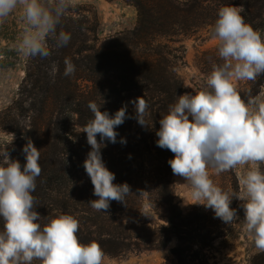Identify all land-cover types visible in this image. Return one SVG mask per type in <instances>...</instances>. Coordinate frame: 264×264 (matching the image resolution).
<instances>
[{
  "label": "trees",
  "instance_id": "obj_1",
  "mask_svg": "<svg viewBox=\"0 0 264 264\" xmlns=\"http://www.w3.org/2000/svg\"><path fill=\"white\" fill-rule=\"evenodd\" d=\"M123 1L137 11V25L131 31L103 42L99 38L100 18L93 6L71 7L57 32L70 34L66 46L56 48L51 38L48 58H29L25 78L18 98L0 114L1 132L15 137L5 144L9 159L25 163L23 146L31 140L40 151L41 174L32 193L34 211L44 226L51 219L67 214L79 221L78 238L82 244L96 242L104 256L120 258L128 252L162 249L175 239L170 250L179 264H186L189 246H205L216 240L205 228L204 216L199 210L184 215L173 202L168 161L173 153L157 146L159 120L184 92L180 82L162 67L155 41L162 36H195L218 18V10L239 2L244 7L245 23L254 30L261 27L264 0H106ZM212 2L213 7L205 6ZM142 45V55L138 48ZM75 65V72L64 76L65 59ZM53 63L58 67L50 75ZM79 82L85 83L82 88ZM264 74L258 76L249 90L238 92L248 104L260 93ZM88 89L86 92L84 89ZM143 97L148 104L145 120L148 126L140 132L131 131L137 123L134 101ZM89 102H95L100 111L114 115L122 106L127 107L126 118L115 131L117 142L103 141L104 147L115 149L103 152L105 167L115 175V184L126 183L139 187L142 192L130 190L125 203L110 201L107 212L96 211L89 201L96 200L93 185L83 162L91 150L82 128L92 119ZM55 109L56 118L46 122L48 107ZM31 123L26 124L27 118ZM124 138L126 143H121ZM97 141L100 137L97 135ZM4 149L0 146V152ZM74 158V159H73ZM152 162L156 165L152 166ZM2 163V158H0ZM142 170V182L132 180L134 168ZM137 177V176H135ZM70 189V190H69ZM149 211L144 212V204ZM151 212L153 214H151ZM156 216V220L154 216ZM126 218V220L124 219ZM162 221L163 224H159ZM3 219L0 218V230ZM32 264H40L34 260ZM250 264H264V252L255 255Z\"/></svg>",
  "mask_w": 264,
  "mask_h": 264
},
{
  "label": "clouds",
  "instance_id": "obj_2",
  "mask_svg": "<svg viewBox=\"0 0 264 264\" xmlns=\"http://www.w3.org/2000/svg\"><path fill=\"white\" fill-rule=\"evenodd\" d=\"M74 6L75 0H0V25L19 12L22 33L17 51L26 58H48L52 54L49 38L56 48L69 42L70 34L57 32V26ZM242 10V6L218 10L212 34L222 63L213 67L203 90L183 94L169 107L159 120L156 144L174 154L168 164L174 175L186 181L188 204L203 205L215 218L230 224L237 219L236 210L230 207L233 197L243 201L244 229L256 249L264 252V172L259 167L264 164V101L246 104L235 87L238 81L255 80L264 74V39L245 23ZM64 63L63 75H72L75 65L67 58ZM57 71L53 63L50 75L54 77ZM131 103L137 123L148 126L147 101L137 97ZM100 107L95 102L88 104L93 117L81 131L86 133L91 150L83 167L97 197L89 201L90 206L106 213L110 201L125 203L131 192L126 183H113L115 175L105 167L100 150L105 140L117 142L115 129L129 117L126 106L112 116ZM120 142L126 143L124 138ZM22 151L23 166L9 159L5 149L0 152V264H32L34 260L40 264H103L104 253L98 243L80 242L79 221L73 216L63 214L44 226L39 223L42 218L33 210L36 201L32 193L42 171L40 151L31 140ZM245 165L249 167L239 177V194L230 195L211 179Z\"/></svg>",
  "mask_w": 264,
  "mask_h": 264
},
{
  "label": "rangeland",
  "instance_id": "obj_3",
  "mask_svg": "<svg viewBox=\"0 0 264 264\" xmlns=\"http://www.w3.org/2000/svg\"><path fill=\"white\" fill-rule=\"evenodd\" d=\"M75 5L93 6L96 8L100 18L99 38L103 42L112 40L122 34L134 29L137 25V11L134 7L127 5L123 1L108 2L106 0H75ZM205 6L213 7V3L208 1ZM238 9L242 6L239 2L231 5ZM244 9V7L242 6ZM243 10L241 11L242 14ZM215 21L202 28L195 36H162L155 41V51L159 52L162 67L167 74L178 80L183 87L181 94H195L206 87V80L213 67L221 64L222 60L218 56L217 41L212 34ZM261 27L257 32L264 39V14L262 13ZM22 33V23L19 19V12L13 13L7 21L0 25V114L6 111L18 98L20 86L25 78L27 61L17 51L16 43ZM138 53L142 55V45L138 48ZM258 78V77H257ZM238 81L235 83L237 92L249 90L251 85L257 82ZM84 88L85 83L79 82ZM86 92L88 89H84ZM180 95V96H181ZM252 101H264V83L260 93ZM52 106L48 107L45 120L55 121L56 113ZM191 116L189 120L191 121ZM26 124L31 123L30 117L25 120ZM142 126L138 123L131 125V131L140 132ZM15 137L11 134L1 132L0 146L4 149L5 144L13 142ZM103 152H114L115 149L102 147ZM174 155V154H173ZM74 159V158H73ZM106 158L103 156L102 160ZM156 163L152 162V166ZM248 165L237 166V168L212 175L211 179L230 195L239 194L241 186L239 177L248 170ZM264 172V164L259 165ZM137 176V177H135ZM132 180L142 182V170L140 167L134 168L131 175ZM170 191L173 202L178 206L184 215L193 210H199L204 216L205 228L213 234H219L216 240L205 246L192 245L186 249V264H250L252 258L260 253L254 246L252 237L244 229V209L243 201L233 197L230 207L236 210L237 219L230 224H225L219 218H215L211 209H206L203 205L188 204L190 202L189 188L185 184L184 178L174 175L171 170L169 178ZM131 181L130 190L142 192L139 187ZM149 211L148 205L144 204V212ZM151 214H153L151 212ZM154 216V215H153ZM126 220V218H124ZM156 220V216H154ZM163 224L162 221H158ZM177 241L172 239L165 248L144 252H128L120 258L104 256L103 264H179L171 255L170 250L176 247Z\"/></svg>",
  "mask_w": 264,
  "mask_h": 264
}]
</instances>
